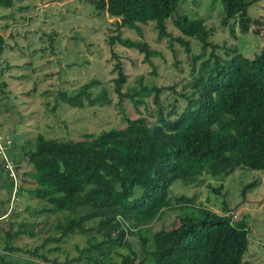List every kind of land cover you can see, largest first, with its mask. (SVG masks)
Listing matches in <instances>:
<instances>
[{
  "label": "trees",
  "instance_id": "16d2710c",
  "mask_svg": "<svg viewBox=\"0 0 264 264\" xmlns=\"http://www.w3.org/2000/svg\"><path fill=\"white\" fill-rule=\"evenodd\" d=\"M218 1L222 8L219 22L227 26L231 34V20L241 33L255 22L247 10L260 0ZM17 2L0 0V7L10 8ZM88 2L97 12L116 19V31L122 27L141 36L140 25L151 22L158 40H175L185 53L189 52L187 38L195 39L201 51L210 47L211 66L205 67L209 59L201 63L205 69L193 79L190 96L178 93L185 98L181 108L171 103L164 111V106L158 102L160 88L141 86L138 92L132 89V94L122 92L126 75L116 63L112 92L117 96L118 110H122L124 97L136 105L141 101L134 96H147L153 91L152 100L158 107L155 119L147 123L140 117L122 115V127L87 133L76 140L49 138L37 133L32 142L20 148V159L31 169L15 172L19 181H28L31 186L16 185V194L24 191L42 202L35 214H60L53 224L58 232L54 240L72 234L85 238L84 247L77 249V262L247 264L243 255L248 246L249 228L244 217L232 219L226 205L221 213L198 205L193 214H179L177 223L169 229L147 233L142 228L149 226L160 211L172 204L169 187L175 180L190 183L201 175L226 176L241 167L264 171V45L251 58L236 49L226 57L215 55V45L209 41L212 29L205 26L203 19L176 13L167 21L171 13L176 12L179 0ZM166 21L177 30L176 36L167 31ZM107 43L136 50L150 66V58L160 55L143 40L122 38L117 32L109 35ZM2 51L0 37V54ZM198 56L200 54L194 55L193 60ZM2 70L0 67V72ZM98 84V80H90L68 92L57 91L55 100L78 108L110 104L105 93H90ZM5 86L1 80L0 89ZM20 159L14 161L15 164H19ZM1 160L0 194L3 191L8 201L14 181ZM209 189L216 194L219 192L214 187ZM4 202L0 196V216L6 212L2 210ZM193 202V196L173 197V206L177 209ZM19 233L33 235L30 230H8L2 249L17 250L10 242ZM127 235L137 236V253L130 249ZM29 254L45 259L42 253L37 254V248ZM113 254L119 257L118 263L113 261ZM0 264H6L4 256H0ZM63 264H67L66 261Z\"/></svg>",
  "mask_w": 264,
  "mask_h": 264
},
{
  "label": "rangeland",
  "instance_id": "374dc122",
  "mask_svg": "<svg viewBox=\"0 0 264 264\" xmlns=\"http://www.w3.org/2000/svg\"><path fill=\"white\" fill-rule=\"evenodd\" d=\"M176 13L203 19L205 26L212 29L209 41L215 45L213 52L220 57L229 56L236 49L251 58L264 45V0L248 7L247 13L255 22L244 33L233 20L230 21L233 34L227 26L220 24L222 8L218 0H179L176 12L171 13L167 21ZM115 20L106 13L97 12L88 0H18L10 8L0 7V37L4 52L0 54V67L3 69L0 81L6 83L0 89V134L9 139L4 157L0 155L2 165L7 159L15 172V165L19 164L22 171L30 170L31 166L20 159V148L32 142L37 133L49 138L76 140L87 133L122 127V115L140 117L147 123L154 120L158 107L152 100L153 91L147 96H134L135 100L141 101L136 105L124 97L122 110H118L115 105L117 96L112 92L116 63L126 75L122 92L132 94V89L138 92L141 86L160 88L158 102L164 106V111L171 103L181 108L185 98L178 93L190 96L193 79L205 67L211 66L210 47L201 51L200 44L193 38H187L189 52L185 53L175 40H158L151 22L140 25L141 36H138L134 30L122 27L116 31ZM167 21V31L176 36L177 30ZM116 32L122 38L143 40L160 55L150 58V66L143 62L142 55L136 50L117 44L110 46L107 38ZM198 54L200 56L193 60L192 57ZM207 59L206 66L202 67L201 63ZM90 80L99 81L90 93H105L110 104L78 108L55 100L57 91L68 92ZM17 159H20L19 164L14 162ZM252 182L253 185L244 188ZM18 184L22 188L31 186L30 182H21L15 177L8 201L3 191L0 194L5 200L2 210H6L0 216V256H4V262L63 264L66 261L67 264H84L83 260L77 262L75 258L77 249L84 247L85 238L72 234L54 240L58 232H55L53 224L61 217L60 214H35L42 207V202L24 191L17 195L15 186ZM209 187L217 188L218 194ZM179 195L193 196L194 202L177 209L173 206V197ZM169 197L172 204L160 211L149 226L142 228L144 232L169 229L177 223L179 214H193L198 205L217 213H221V208L226 205L232 212V219L244 217L249 228L243 260L247 264H264L263 170L241 167L226 176L201 175L190 183L175 180L169 187ZM16 229L30 230L33 235L19 233L10 242L17 250H3L5 232ZM126 241L137 253V236L127 235ZM35 248L37 254L44 255V260L29 254ZM112 259L119 261L114 254Z\"/></svg>",
  "mask_w": 264,
  "mask_h": 264
},
{
  "label": "built area",
  "instance_id": "2783aa9c",
  "mask_svg": "<svg viewBox=\"0 0 264 264\" xmlns=\"http://www.w3.org/2000/svg\"><path fill=\"white\" fill-rule=\"evenodd\" d=\"M9 145V139L6 138L5 136H2L0 134V155L4 157V151L7 150L8 148H6ZM1 159H3L2 157H0ZM4 167L8 172V175L13 179L16 177V173L15 170L10 167V164L8 162L7 159L4 160ZM10 161V160H9ZM11 163V161H10ZM14 171V172H13ZM14 187V186H13Z\"/></svg>",
  "mask_w": 264,
  "mask_h": 264
},
{
  "label": "crops",
  "instance_id": "0c3cea01",
  "mask_svg": "<svg viewBox=\"0 0 264 264\" xmlns=\"http://www.w3.org/2000/svg\"><path fill=\"white\" fill-rule=\"evenodd\" d=\"M2 53H4L3 51H2ZM1 53V54H2ZM5 75V73H2V76H4ZM15 168H16V170L18 171V172H22V167H21V164H19V165H15Z\"/></svg>",
  "mask_w": 264,
  "mask_h": 264
}]
</instances>
